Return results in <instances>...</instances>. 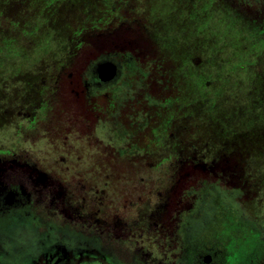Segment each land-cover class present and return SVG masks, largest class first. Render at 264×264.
Masks as SVG:
<instances>
[{
  "label": "flooded vegetation",
  "instance_id": "af4514ba",
  "mask_svg": "<svg viewBox=\"0 0 264 264\" xmlns=\"http://www.w3.org/2000/svg\"><path fill=\"white\" fill-rule=\"evenodd\" d=\"M216 192L264 264V0H0V264H222Z\"/></svg>",
  "mask_w": 264,
  "mask_h": 264
},
{
  "label": "rangeland",
  "instance_id": "374dc122",
  "mask_svg": "<svg viewBox=\"0 0 264 264\" xmlns=\"http://www.w3.org/2000/svg\"><path fill=\"white\" fill-rule=\"evenodd\" d=\"M121 152H124L122 150ZM208 182H203L200 191L206 192L210 188ZM212 205L207 208V211L213 209V214L204 223L205 227L194 238V246L191 251H196V245L205 244L208 247H215L225 250L222 264L236 263V247L238 243L237 233L240 232V226L234 211H227L221 205L219 192L211 196ZM219 206V207H218ZM208 231L209 233H206ZM218 234V235H217ZM192 254V253H191Z\"/></svg>",
  "mask_w": 264,
  "mask_h": 264
}]
</instances>
